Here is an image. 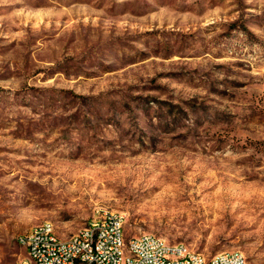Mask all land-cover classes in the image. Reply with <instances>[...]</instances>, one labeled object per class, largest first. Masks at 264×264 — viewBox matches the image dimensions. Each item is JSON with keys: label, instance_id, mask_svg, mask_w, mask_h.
<instances>
[{"label": "rangeland", "instance_id": "obj_1", "mask_svg": "<svg viewBox=\"0 0 264 264\" xmlns=\"http://www.w3.org/2000/svg\"><path fill=\"white\" fill-rule=\"evenodd\" d=\"M98 208L264 264V0H0V264Z\"/></svg>", "mask_w": 264, "mask_h": 264}, {"label": "built area", "instance_id": "obj_2", "mask_svg": "<svg viewBox=\"0 0 264 264\" xmlns=\"http://www.w3.org/2000/svg\"><path fill=\"white\" fill-rule=\"evenodd\" d=\"M125 222L124 212L98 208L68 237L60 236L51 221L35 224L18 236L26 255L16 264H248L239 250L208 257L153 233L127 236Z\"/></svg>", "mask_w": 264, "mask_h": 264}]
</instances>
